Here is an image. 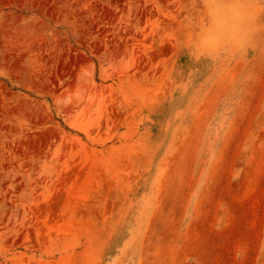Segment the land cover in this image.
Wrapping results in <instances>:
<instances>
[{"label": "rangeland", "instance_id": "1", "mask_svg": "<svg viewBox=\"0 0 264 264\" xmlns=\"http://www.w3.org/2000/svg\"><path fill=\"white\" fill-rule=\"evenodd\" d=\"M0 264H264V0H0Z\"/></svg>", "mask_w": 264, "mask_h": 264}]
</instances>
